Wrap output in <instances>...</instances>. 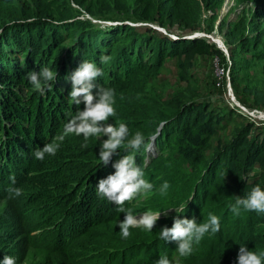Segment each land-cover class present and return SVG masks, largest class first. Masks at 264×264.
I'll use <instances>...</instances> for the list:
<instances>
[{"label":"trees","instance_id":"obj_1","mask_svg":"<svg viewBox=\"0 0 264 264\" xmlns=\"http://www.w3.org/2000/svg\"><path fill=\"white\" fill-rule=\"evenodd\" d=\"M224 1L133 0L141 16L136 21L169 29L178 25L183 15L195 22L203 10L215 20ZM237 2L253 6L247 11L244 27L254 36L240 41L250 52L264 38V0ZM102 4V0H0V201L10 202L20 225L19 230L13 224L2 230L4 222L0 223V261L5 255L16 257V264L23 261L24 254L34 247L37 237L32 234L37 230L57 239L55 251L42 249L56 256L55 264H155L161 254L173 261L178 245L160 239L159 231L172 227L177 215L201 223L209 213L219 217L220 231L205 234L189 256L180 257V264H237L241 245L264 251V213L242 210L237 216L229 207L235 196L246 195L254 186L264 189V139L257 134L250 138L249 127L239 124L231 138L222 140L217 137L219 123L216 127V117L208 107L191 99L164 107L165 99L151 93V80L164 68L165 60L180 50L195 48L200 52L202 41L158 38L127 25L85 31L87 27L76 20L77 9L92 16L105 13L103 17L113 19V5L115 18L125 15L122 7L126 6L119 0L110 2L108 8H98ZM146 13H157L159 18ZM102 54L110 57L107 63L100 62ZM82 60L102 69L94 83L115 92L116 115L109 117L108 123H126L129 138L142 132L145 144L139 151H126L122 146L104 166L96 140L107 137H92L84 148L83 136L72 134L59 142L55 155L45 154L43 160H37L33 152L53 142L68 119L67 113L76 111L77 106L69 102L72 85L66 77ZM44 67L55 72L56 79L42 82V91H38L26 76ZM150 146L157 154L153 150L150 161L145 162ZM129 154L134 155L153 189L123 207L131 208L134 216L148 210L169 213L159 218L151 232L130 228L125 239L119 222L126 213L99 197L97 185L115 172L112 163ZM254 168L257 173L252 176ZM165 181L170 187L167 195L161 196ZM10 185L20 188L22 194L9 198ZM21 206L34 212L37 226L30 228L34 221L23 216ZM173 209L180 213H170ZM78 242L86 243L84 257L74 250ZM47 259L54 264V258Z\"/></svg>","mask_w":264,"mask_h":264},{"label":"rangeland","instance_id":"obj_2","mask_svg":"<svg viewBox=\"0 0 264 264\" xmlns=\"http://www.w3.org/2000/svg\"><path fill=\"white\" fill-rule=\"evenodd\" d=\"M113 0H102V7H109ZM120 5L126 9V18H115L117 11L111 5L113 19H107L105 13L90 15L84 9H77L80 12L76 20L86 26L84 29L88 32H97L101 29L111 30L118 26L127 25L142 34H150L155 37L170 38L173 41L178 40H195L202 41L200 52L190 50L178 51L173 57L165 60V66L162 70L153 76L151 88L155 96L158 94L163 102L172 107L176 103H187V99L203 104L208 110L215 115V124L219 123L217 137L227 140L232 137L234 128L239 124H245L251 131L248 136L251 138L257 134L260 139H264V38L255 47V50L245 51L240 45V41H247L254 36L249 35V31L244 27L247 11L253 6L252 4L239 3L237 0H225L223 6L218 11L215 20L212 15L203 10V15L191 22L188 15L182 16V21H178L171 29L163 28L156 23L140 21V14L135 11L133 0L128 3L125 0H119ZM95 3V1H94ZM73 7L76 8L75 5ZM207 12V13H206ZM151 18H159V14H150ZM256 20L260 21L259 18ZM171 22V21H168ZM190 25H193L192 27ZM197 27V28H196ZM148 35V36H150ZM190 36V37H189ZM197 36V37H196ZM176 37V38H174ZM183 55V60L181 56ZM60 56V54H58ZM236 64V65H235ZM159 106V105H158ZM253 127V129H252ZM243 129V128H242ZM239 132H237L238 134ZM103 140H96V145L101 147ZM157 154V149L148 150V156L145 162L150 161L152 151ZM153 152V153H154ZM257 173L254 168L252 176ZM23 216L29 221H34L33 227L37 226L38 219L34 218V212L26 210L21 206L19 209ZM175 209L172 210L173 213ZM29 212V215L27 214ZM169 212L160 215V218ZM16 210H13L10 202L0 201V228L13 226L16 230L20 229ZM142 215H138L140 218ZM33 229L32 231H34ZM26 238V231L23 232ZM36 240L32 250L24 254V259L19 260L18 264H50L54 258V264L57 263L56 256H51L48 248L55 251L57 239L49 238L43 231L37 230ZM24 239V238H23ZM80 241V239H79ZM62 243L59 244L61 246ZM86 243L78 242L74 245V250L78 257H84L86 254ZM16 259V257H15ZM179 261L178 255L173 259V264ZM207 264V263H204ZM220 264V263H212Z\"/></svg>","mask_w":264,"mask_h":264},{"label":"clouds","instance_id":"obj_3","mask_svg":"<svg viewBox=\"0 0 264 264\" xmlns=\"http://www.w3.org/2000/svg\"><path fill=\"white\" fill-rule=\"evenodd\" d=\"M109 56L101 55L100 62L107 63ZM102 69L94 62L82 60L79 66L66 79L71 81V91L68 93L70 104L76 105L75 113H67L68 119L63 124L62 131L53 139V142L37 148L33 155L37 160H43L45 154L55 155L60 143L67 136L75 134L83 136L82 147H88V141L92 137H107L103 140L99 159L104 166H108L118 150L125 146V150L139 151L145 144V137L142 132L136 131L129 138V128L126 123L117 120L114 124L108 123L109 117L116 115L115 92L110 88L98 86L94 81L102 75ZM29 83L35 90L42 91V82H50L56 79V73L50 68L44 67L39 72L30 71L26 76ZM84 107L81 108L80 105ZM115 169L113 174L100 179L97 185V194L101 198L118 205L120 212L126 213L122 222H119L120 234L123 238L130 236V228L140 227L151 232L159 220L161 212L156 213L148 210L140 218L134 216L132 209H125L126 202L132 201L140 194H146L153 189V184L146 180L145 173L137 166L134 155H123L112 163ZM12 185H15V177L11 176ZM170 185L167 181L160 188V195L166 196ZM9 198L18 197L22 190L18 187L9 186ZM230 211L239 216L242 210L255 211L258 214L264 213V189L259 185L254 186L246 195L235 196L234 203L229 205ZM177 213L179 210L175 209ZM220 231V220L214 213H209L205 222L197 223L195 218L181 219L179 215L174 218L172 227L164 226L159 231L160 239L165 242H176L178 247L175 250L179 257H187L193 251L194 244H199L205 234H215ZM0 264H16L14 257L5 255ZM155 264H173V261L166 254ZM179 264V261H176ZM237 264H264V251H252L246 245H241L237 256Z\"/></svg>","mask_w":264,"mask_h":264},{"label":"water","instance_id":"obj_4","mask_svg":"<svg viewBox=\"0 0 264 264\" xmlns=\"http://www.w3.org/2000/svg\"><path fill=\"white\" fill-rule=\"evenodd\" d=\"M189 37H190V36H189ZM196 37H197V36H196ZM174 38H176V37H174ZM160 132H161V129H159V133H160ZM155 138H156V137H154L153 140H155Z\"/></svg>","mask_w":264,"mask_h":264},{"label":"bare ground","instance_id":"obj_5","mask_svg":"<svg viewBox=\"0 0 264 264\" xmlns=\"http://www.w3.org/2000/svg\"><path fill=\"white\" fill-rule=\"evenodd\" d=\"M154 149L153 146H150V150Z\"/></svg>","mask_w":264,"mask_h":264}]
</instances>
